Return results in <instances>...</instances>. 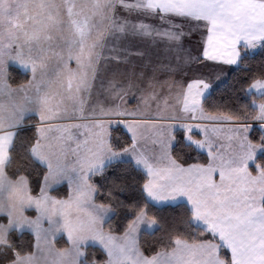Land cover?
<instances>
[{"label":"snow or ice","instance_id":"6c2138e0","mask_svg":"<svg viewBox=\"0 0 264 264\" xmlns=\"http://www.w3.org/2000/svg\"><path fill=\"white\" fill-rule=\"evenodd\" d=\"M0 264H264V0H0Z\"/></svg>","mask_w":264,"mask_h":264},{"label":"trees","instance_id":"16d2710c","mask_svg":"<svg viewBox=\"0 0 264 264\" xmlns=\"http://www.w3.org/2000/svg\"><path fill=\"white\" fill-rule=\"evenodd\" d=\"M223 86V85H222Z\"/></svg>","mask_w":264,"mask_h":264}]
</instances>
